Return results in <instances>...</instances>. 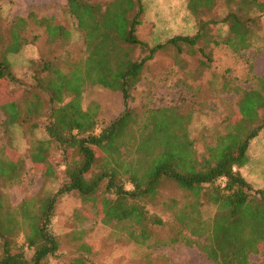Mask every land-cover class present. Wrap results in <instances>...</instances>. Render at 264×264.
<instances>
[{"label":"trees","instance_id":"obj_1","mask_svg":"<svg viewBox=\"0 0 264 264\" xmlns=\"http://www.w3.org/2000/svg\"><path fill=\"white\" fill-rule=\"evenodd\" d=\"M219 1L189 0L188 7L192 14L201 15ZM225 1L229 9L218 24L226 25L230 34L213 39L210 53L198 48L204 68L214 63L215 49L244 57L251 47L253 31L264 16V0ZM68 11L84 34L85 57L75 60L68 52L65 57L55 56L38 65L32 62L36 66L32 83L19 80L9 55L30 43L22 34L30 21L45 29L49 43L71 41L70 31L55 19L31 13L14 19L12 39L0 59V81L25 86L19 97L0 105L5 116L3 127L11 131L45 119L47 139L31 141V162L35 167L44 166L47 177H62L55 195L25 200L9 211L8 224L0 215V264H50L60 255L62 245L52 231V221L58 199L68 193L94 201L103 223L115 224L136 244L151 240L156 246L185 244L199 249L214 264H250L252 255L264 251V192L255 189L241 170L250 161L251 143L264 132V73L249 78L260 88L244 90L231 75L232 69H224V88L241 95L235 107L239 119H232L226 132L201 153L189 134L190 115L174 107L139 113L132 108V101L147 64L158 52L167 46L179 48L180 43L196 48L204 37L203 30L216 22L200 20L196 35H177L150 48L137 35L144 14L142 0H113L103 6L94 0H69ZM137 47L149 53L134 60L131 51ZM88 85L119 92L124 113L109 125L100 126L99 105L91 103L84 108L82 104ZM54 150L60 157L57 166L51 163ZM23 171L21 156L9 158L0 153V182L19 184ZM221 178L226 179L224 187L218 183ZM127 183L133 185L132 191L126 190ZM166 183L176 185L188 201L164 202L165 212L173 214L163 219L149 206L155 204ZM103 185V196L97 200ZM205 202L216 209L212 217H204ZM16 210L21 221L15 218ZM169 225L173 227L172 236L167 241L155 239V231ZM21 227L23 246L14 238ZM25 246L32 250L31 256ZM80 250L73 264H97L86 256L89 247L82 245Z\"/></svg>","mask_w":264,"mask_h":264},{"label":"rangeland","instance_id":"obj_2","mask_svg":"<svg viewBox=\"0 0 264 264\" xmlns=\"http://www.w3.org/2000/svg\"><path fill=\"white\" fill-rule=\"evenodd\" d=\"M68 1L0 0V59L4 56L5 46L12 39V24L18 17H27L33 13L39 18H53L71 33L70 42L52 44L47 41L44 28L33 21L29 22V28L22 34L30 43L17 54L9 55L14 75L24 84L32 83V71L36 68L32 62L38 65L42 60H53L55 56L65 57L68 52L75 60L85 57L84 34L79 31L76 19L68 11ZM109 1L113 0H94L95 4L101 6ZM142 1L144 14L137 35L150 48L165 44L177 35H196L200 31V20L216 22L203 30L204 37L196 48L180 43L179 48L167 46L158 52L147 64L132 101V108L139 113L149 109L174 107L181 114L190 115L189 134L196 140L197 149L203 153L207 145L226 132L232 119H239L237 115L235 117V107L240 102L241 95L224 88V69H232L230 73L238 79L236 83L242 89L260 88L255 80L251 81L249 78H258L264 73V16L253 31L251 47L244 52V57L221 53L222 51L214 48V63L204 68L200 65L204 58L198 48H204L210 53L213 39L225 38L230 34L226 25L218 24L229 9L226 1L220 0L215 8L201 15L192 14L188 7L189 0ZM148 53V50L137 47L131 51V57L139 60ZM250 66L253 67L252 71H249ZM21 87L25 86L18 82H12L9 86L0 81V105L19 97L22 94ZM10 90L13 91L12 94ZM91 103L99 105L100 126L109 125L125 111L122 95L100 86L88 85L84 88L83 107L88 108ZM261 118H264V110L261 111ZM4 121L5 116L0 110V153L9 158L21 156L24 166L19 184L0 182V215L5 224H8L6 215L9 211L19 207L25 200L55 195L60 189L62 177L61 174L47 177L44 166L35 167L31 162V141L47 139L45 119L39 118L29 125L16 126L11 131L3 127ZM33 123L36 125L32 126ZM249 159L248 165L241 172L255 189L264 192V132L251 143ZM59 162V154L52 151L51 163L57 166ZM133 189L131 183L126 184L127 191ZM103 191L104 185L96 196L97 200L102 198ZM187 198L176 185L166 183L157 201L153 203L154 206L152 204L149 208L152 213L168 219L173 213H166L163 203L176 199L182 204L188 201ZM202 210L205 218L212 217L216 212L215 207L207 202ZM102 217L94 201H84L76 193L61 196L56 204L52 231L59 238L62 250L50 264H73L82 252V245L89 247L90 252L86 256L97 264H214L199 249L185 244L156 246L154 240L145 245L136 244L115 224L103 223ZM15 218H20L17 210ZM172 229L169 225L156 230L155 239L167 241L172 236ZM14 238L20 246L25 245L23 227L17 230ZM24 248L28 256L33 254L32 250L26 246ZM250 264H264V251L259 255H252Z\"/></svg>","mask_w":264,"mask_h":264},{"label":"built area","instance_id":"obj_3","mask_svg":"<svg viewBox=\"0 0 264 264\" xmlns=\"http://www.w3.org/2000/svg\"><path fill=\"white\" fill-rule=\"evenodd\" d=\"M225 182H226V179L225 178H221L220 180H219V184L222 186V187H224L225 186Z\"/></svg>","mask_w":264,"mask_h":264}]
</instances>
